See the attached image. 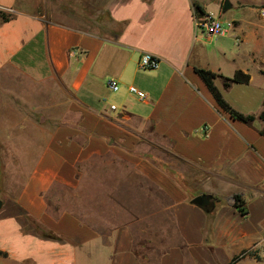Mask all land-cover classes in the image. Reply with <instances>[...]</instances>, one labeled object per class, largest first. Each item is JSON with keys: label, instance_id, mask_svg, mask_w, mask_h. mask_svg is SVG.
I'll use <instances>...</instances> for the list:
<instances>
[{"label": "crops", "instance_id": "0c3cea01", "mask_svg": "<svg viewBox=\"0 0 264 264\" xmlns=\"http://www.w3.org/2000/svg\"><path fill=\"white\" fill-rule=\"evenodd\" d=\"M208 2L0 0V264H264V124L195 72L264 78V28Z\"/></svg>", "mask_w": 264, "mask_h": 264}, {"label": "rangeland", "instance_id": "374dc122", "mask_svg": "<svg viewBox=\"0 0 264 264\" xmlns=\"http://www.w3.org/2000/svg\"><path fill=\"white\" fill-rule=\"evenodd\" d=\"M208 7L211 11H218L217 5L221 6L228 1L230 8L222 11L218 18L221 25L225 28L233 22H240L244 19H250L253 22L262 24L264 28V17L261 12L264 10V0H208ZM223 1L220 5V2ZM219 37V36H214ZM210 65H214L213 63ZM251 81L248 85L234 84L227 91L222 90L221 83L217 82L224 99L236 111L257 116L260 113L262 102L264 100V78L254 70L251 72ZM165 248V246H163Z\"/></svg>", "mask_w": 264, "mask_h": 264}, {"label": "trees", "instance_id": "16d2710c", "mask_svg": "<svg viewBox=\"0 0 264 264\" xmlns=\"http://www.w3.org/2000/svg\"><path fill=\"white\" fill-rule=\"evenodd\" d=\"M201 11V8H199L198 6L195 7L196 13L202 15ZM2 18L4 19L3 15ZM195 72L204 82L218 108L223 112L227 113L232 120H236L245 124H252L255 121V116L243 114L233 109L229 105V103L224 99L222 93L214 83V81L219 78L222 81V86L224 87V89L229 88L232 84L248 85L250 82V75L248 73H245L241 70H237L232 77H225L221 74H217L206 69L195 68ZM262 74L264 75V73ZM257 118L264 124V101L262 103V110L257 116ZM260 134L264 136V126L260 130ZM234 206L238 208L241 213H243V202L239 196L234 197ZM40 233L46 238H55L54 235L50 233H43L42 231ZM0 255L4 254L0 252Z\"/></svg>", "mask_w": 264, "mask_h": 264}, {"label": "built area", "instance_id": "2783aa9c", "mask_svg": "<svg viewBox=\"0 0 264 264\" xmlns=\"http://www.w3.org/2000/svg\"><path fill=\"white\" fill-rule=\"evenodd\" d=\"M261 16L264 17V10L261 12ZM194 22L196 29L206 36H224L228 33L232 27V23L223 27L219 22L218 18L210 15H200L194 11ZM157 60L149 53H142L138 59V67L140 70H153L157 68ZM106 86L112 92H117L119 90V85L114 80H108ZM128 92L135 95L138 99H144L145 94L138 90L135 86H129L127 88ZM114 109V107H111Z\"/></svg>", "mask_w": 264, "mask_h": 264}, {"label": "water", "instance_id": "95a60500", "mask_svg": "<svg viewBox=\"0 0 264 264\" xmlns=\"http://www.w3.org/2000/svg\"><path fill=\"white\" fill-rule=\"evenodd\" d=\"M228 1L225 2L223 11H226L229 8ZM192 203L201 208H207L210 204V198L207 195H200L192 200ZM2 207V201L0 200V209Z\"/></svg>", "mask_w": 264, "mask_h": 264}]
</instances>
